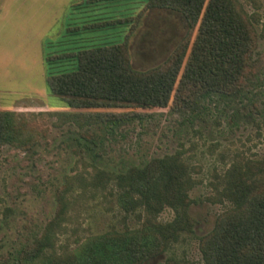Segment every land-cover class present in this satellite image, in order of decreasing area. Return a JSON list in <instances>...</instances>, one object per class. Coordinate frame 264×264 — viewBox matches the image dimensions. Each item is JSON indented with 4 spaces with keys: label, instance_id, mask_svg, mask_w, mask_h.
<instances>
[{
    "label": "trees",
    "instance_id": "1",
    "mask_svg": "<svg viewBox=\"0 0 264 264\" xmlns=\"http://www.w3.org/2000/svg\"><path fill=\"white\" fill-rule=\"evenodd\" d=\"M92 1L72 8L89 7ZM143 7L179 12L189 24L185 37L159 65L135 69L130 62L127 36L139 14L129 19L131 27L121 42L70 47L74 35L128 22H94L88 14L83 23L68 27L63 36L71 42L67 48L61 47L64 39L47 42L46 48L54 47L44 53L49 90L73 109L60 114L79 126L103 127L110 138L166 109L184 126L201 125L212 117L230 125L255 120L256 100L264 92V70L257 60L264 34L256 14L240 0H145ZM73 60L74 70L56 71ZM79 135L78 141L92 149L94 139ZM39 137L25 117L0 109V150L12 146L29 151ZM190 168L178 153L119 169L98 168L90 180H80L82 189H106L116 196L118 211L124 218L134 216L135 223L113 225L63 254L52 251L46 228L17 250L13 264H143L167 253L181 234L193 233ZM221 184L228 206L217 214L213 228L199 237L203 264H264V151L232 158ZM69 203L60 198L61 208ZM164 209L172 212L165 222L158 220ZM159 264L179 263L168 257Z\"/></svg>",
    "mask_w": 264,
    "mask_h": 264
},
{
    "label": "rangeland",
    "instance_id": "2",
    "mask_svg": "<svg viewBox=\"0 0 264 264\" xmlns=\"http://www.w3.org/2000/svg\"><path fill=\"white\" fill-rule=\"evenodd\" d=\"M84 1L0 0V109L22 115L40 134L32 150L12 146L0 150V264H13L17 250L46 228L52 251L63 254L113 225L134 224V216L124 218L118 211L116 196L106 189H82L80 180H90L98 168L119 169L174 153L191 167L193 233L181 234L167 253L143 264L163 263L168 257L179 264H203L199 237L213 228L217 214L228 206L220 194L224 169L236 156L264 151V92L256 100V119L247 123L230 125L212 117L201 125L184 126L177 114L170 115L166 109L126 126L114 138L103 127L79 126L60 114L73 109L49 90L44 53L54 47L46 48L47 42L64 39L61 47L67 48L71 42L64 34L74 23H83L86 14L94 22L119 18L128 22L74 35L70 47L121 42L131 27L129 21L139 14L127 44L132 66L147 69L165 61L189 29L179 12L144 8L145 0H96L95 4L93 0L89 7L73 10ZM240 2L256 14L264 34V0ZM257 60L264 70V36ZM75 68L73 60L56 71ZM80 132L94 139L92 149L78 141ZM62 197L70 202L63 208ZM171 218L169 209L158 216L164 222Z\"/></svg>",
    "mask_w": 264,
    "mask_h": 264
}]
</instances>
